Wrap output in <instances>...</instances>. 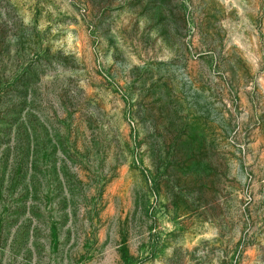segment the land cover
Returning a JSON list of instances; mask_svg holds the SVG:
<instances>
[{
    "label": "rangeland",
    "instance_id": "obj_1",
    "mask_svg": "<svg viewBox=\"0 0 264 264\" xmlns=\"http://www.w3.org/2000/svg\"><path fill=\"white\" fill-rule=\"evenodd\" d=\"M0 264H264V0H0Z\"/></svg>",
    "mask_w": 264,
    "mask_h": 264
}]
</instances>
